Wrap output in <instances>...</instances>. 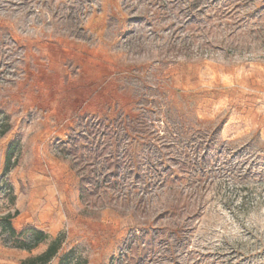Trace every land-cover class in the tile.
<instances>
[{
	"label": "rangeland",
	"instance_id": "obj_1",
	"mask_svg": "<svg viewBox=\"0 0 264 264\" xmlns=\"http://www.w3.org/2000/svg\"><path fill=\"white\" fill-rule=\"evenodd\" d=\"M123 121L143 133L113 141ZM163 121L223 122L232 151L193 181ZM0 126V218L60 237L52 262L264 264V172L220 171L264 155V0H0ZM3 238L0 264L49 243L29 254Z\"/></svg>",
	"mask_w": 264,
	"mask_h": 264
},
{
	"label": "trees",
	"instance_id": "obj_2",
	"mask_svg": "<svg viewBox=\"0 0 264 264\" xmlns=\"http://www.w3.org/2000/svg\"><path fill=\"white\" fill-rule=\"evenodd\" d=\"M196 5V3H193L192 8L189 10V12H192L195 8H197ZM123 123L124 129L122 128V130L120 131L117 129L112 132V135L114 137L113 141L115 142L123 138H127L130 140L131 134L136 135L142 132L139 129H137L139 130L137 131L135 127H130V122L127 123L128 125L126 124V121H123ZM223 124V122H196L191 126L189 131L183 132V128L181 125L174 127V125L170 126L168 121H163V128L161 132V134H163V137L161 138V140H170L171 146L178 147L179 150L177 151V156L171 160L178 162V164L185 171H188L189 176L193 181L197 182L201 178V175L197 173L195 175H192V172H199L200 170H204L207 160L211 159V157L209 156L213 154L214 156L218 157V155H222V153L224 152L232 151L228 143H222L217 140V135L221 131V127ZM1 129L2 126H0V138L7 133V129ZM146 144L148 146V142ZM13 146V144L10 145L9 154L10 149H12ZM111 148L112 152L116 150V146L113 144ZM149 148L150 151L156 150V147L154 145H151ZM159 151L160 150H157L156 152ZM262 156L264 157V155ZM164 157L158 154L155 162L152 161V158H149L146 161V167L148 168L149 172L153 173L155 178H157L158 180H160L162 176H164V174L168 173V169L165 168L166 158L164 159ZM263 157H258V160L254 161L253 165H249L248 167H246L247 169H241L242 171L240 170L239 172H236V168L228 165L227 161H223V163L220 164L222 166L220 171L223 172L224 175L231 176L233 182H236L237 179L240 180L243 177L249 176L250 174H258L259 176V172H264V163L259 162ZM7 158L9 159V155L7 156ZM109 158L111 160H115V157H113V155H111ZM128 159L129 166H131L130 168H132L129 169V172L132 173L131 175H133V173L138 174V162L131 155L128 156ZM112 167L114 169L110 171V173H106L103 176V179H111L112 177L118 175V173L115 172V164ZM254 170H256L257 173L254 172ZM160 182L162 181L160 180L159 183ZM92 188L97 190L98 187L93 186ZM144 192L147 193L146 198L148 199V197L151 196L149 190L146 188ZM16 216L17 212H15L13 215L7 214L0 218V237L4 236V238L2 239L3 246L6 248L15 249L31 254L32 251L38 248L40 245L49 242L44 252L35 256H29L21 260L19 264H51L52 260L56 257L61 248L62 241L60 237L51 240L45 232L33 226H26L20 230H17L12 224V220ZM58 264H87V259L76 255L73 250H70L61 257Z\"/></svg>",
	"mask_w": 264,
	"mask_h": 264
},
{
	"label": "crops",
	"instance_id": "obj_3",
	"mask_svg": "<svg viewBox=\"0 0 264 264\" xmlns=\"http://www.w3.org/2000/svg\"><path fill=\"white\" fill-rule=\"evenodd\" d=\"M51 264H58V263L51 262Z\"/></svg>",
	"mask_w": 264,
	"mask_h": 264
}]
</instances>
